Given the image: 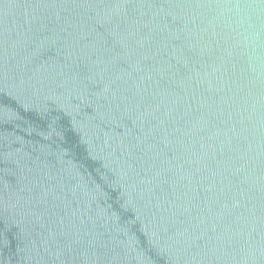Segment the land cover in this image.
<instances>
[{"label": "water", "instance_id": "1", "mask_svg": "<svg viewBox=\"0 0 264 264\" xmlns=\"http://www.w3.org/2000/svg\"><path fill=\"white\" fill-rule=\"evenodd\" d=\"M0 264H264V0H0Z\"/></svg>", "mask_w": 264, "mask_h": 264}]
</instances>
